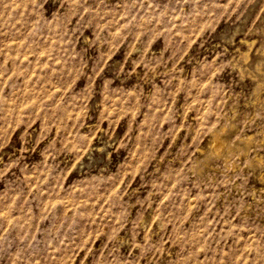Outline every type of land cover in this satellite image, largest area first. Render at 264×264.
Wrapping results in <instances>:
<instances>
[{"label": "rangeland", "instance_id": "1", "mask_svg": "<svg viewBox=\"0 0 264 264\" xmlns=\"http://www.w3.org/2000/svg\"><path fill=\"white\" fill-rule=\"evenodd\" d=\"M0 264H264V0H0Z\"/></svg>", "mask_w": 264, "mask_h": 264}, {"label": "bare ground", "instance_id": "2", "mask_svg": "<svg viewBox=\"0 0 264 264\" xmlns=\"http://www.w3.org/2000/svg\"><path fill=\"white\" fill-rule=\"evenodd\" d=\"M217 140H218V139H217ZM219 140H220V139H219ZM218 142H219V141H218ZM216 143H217V142H216ZM216 143H215V144H216ZM213 145H214V144H213ZM217 145H218V143H217ZM217 145H216V146H217ZM220 145H221V143H220ZM211 146H212V145H211ZM218 146H219V145H218ZM218 146H217V147H218ZM214 148H215V147H214ZM216 149H217V148H216ZM220 149H222V148H220ZM216 151H217V150H216ZM216 151H215V152H216Z\"/></svg>", "mask_w": 264, "mask_h": 264}]
</instances>
